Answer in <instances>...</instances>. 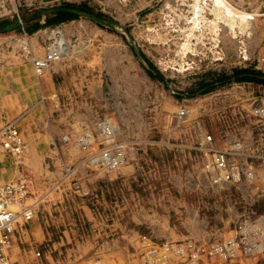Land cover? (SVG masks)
Wrapping results in <instances>:
<instances>
[{
    "label": "rangeland",
    "instance_id": "374dc122",
    "mask_svg": "<svg viewBox=\"0 0 264 264\" xmlns=\"http://www.w3.org/2000/svg\"><path fill=\"white\" fill-rule=\"evenodd\" d=\"M12 4L0 132L29 160L0 137V180L25 179L35 215L10 264H264V0ZM49 35L67 56L38 74ZM112 144L126 164L102 172L90 160ZM219 151L238 180L207 172Z\"/></svg>",
    "mask_w": 264,
    "mask_h": 264
},
{
    "label": "built area",
    "instance_id": "2783aa9c",
    "mask_svg": "<svg viewBox=\"0 0 264 264\" xmlns=\"http://www.w3.org/2000/svg\"><path fill=\"white\" fill-rule=\"evenodd\" d=\"M15 0H0V18L10 14V7ZM13 5V4H12ZM14 13L18 15L17 10ZM48 50L44 58L34 59V67L38 73L50 68L52 64L62 61V44H58L56 38H50ZM102 121L99 129L104 128ZM105 131V130H103ZM102 132V131H101ZM103 133V132H102ZM2 140V151L8 157H17L23 154L25 142L20 132L13 126H7L0 132ZM126 150L123 146L112 144V146L95 154L90 164L102 172L117 171L126 164ZM207 172H213V181L216 184H223L230 180H238L240 172L238 168L229 164L228 153L219 151L212 154L211 164ZM237 173L238 177L235 176ZM26 195V181L21 178L17 181L3 183L0 180V264H10L11 242L16 234L19 221L26 222L34 218V208L24 207L23 199Z\"/></svg>",
    "mask_w": 264,
    "mask_h": 264
},
{
    "label": "crops",
    "instance_id": "0c3cea01",
    "mask_svg": "<svg viewBox=\"0 0 264 264\" xmlns=\"http://www.w3.org/2000/svg\"><path fill=\"white\" fill-rule=\"evenodd\" d=\"M19 12V11H18ZM62 15V14H61ZM64 15V14H63ZM49 21H52V20H49ZM69 21V20H68ZM68 21H63V22H61V23H55V24H63V23H65V22H68ZM40 31H42V30H40V29H38V31L37 32H40ZM38 34V33H37ZM2 38V40L0 41V42H2V41H4V40H6L7 39V37L5 36V35H0V39ZM25 41L27 40V39H24ZM27 42V41H26ZM28 44H29V42H27ZM36 49H34L33 48V51H35L36 53H38L39 51L37 50V47H36V45L34 46ZM29 51H32L31 50V48L29 47ZM38 51V52H37ZM36 74V73H35ZM37 76V78L39 79V80H42V78H46V75H41V76H38V75H36ZM48 76V75H47ZM34 82H36V80L34 81ZM37 84V83H36ZM37 86V85H36ZM23 137V136H22ZM24 139V138H23ZM29 150H30V152L31 153H33V150H34V148H33V142L32 141H30V143H29ZM1 151H2V148H1ZM2 153H3V151H2ZM4 154V153H3ZM5 155V154H4ZM1 157L3 156V155H0ZM6 156V155H5ZM4 157V156H3ZM8 157V156H7ZM21 157H23V154L22 155H20V156H18V157H9V158H14L15 159V161H16V163L17 164H26L27 162H28V160H29V158L27 157L26 158V161H24V162H20L19 160L21 159ZM2 163V162H1ZM38 187H41L40 185H34L33 187H31V188H33V190H35V188H38ZM26 197V196H25ZM24 197V198H25ZM23 202H24V199H23ZM22 202V203H23ZM30 203V202H29ZM25 207V206H24ZM21 221V220H20ZM20 221H19V223H20ZM27 223V222H26ZM25 223H23V222H21V224H20V229H19V233L21 234V235H25V234H27V232H26V229H25ZM18 227H19V225H18Z\"/></svg>",
    "mask_w": 264,
    "mask_h": 264
},
{
    "label": "bare ground",
    "instance_id": "6f19581e",
    "mask_svg": "<svg viewBox=\"0 0 264 264\" xmlns=\"http://www.w3.org/2000/svg\"><path fill=\"white\" fill-rule=\"evenodd\" d=\"M52 34H55L54 31H52L51 35H52ZM51 35H49L47 38H48V39H50V38H54L53 36L51 37ZM1 40H2V38L0 39V41H1ZM57 43H58V42H57ZM58 44H59V43H58ZM60 44H62V43H60ZM62 47H63V48H62V49H63V50H62V54H63V58H62V60H64L65 57L67 56V47H66L65 45H63V44H62ZM47 50H48V46H47ZM34 59H35V58H34ZM34 59H33V60H34ZM36 59H37V58H36ZM33 60H32V62H33ZM60 62H61V61H60ZM57 63H59V62H57ZM57 63L52 64V66H50V68L46 69L45 71L50 70V69H51L54 65H56ZM33 66H34V63H33ZM34 68H35V67H34ZM45 71H43V72H45ZM36 72H37V71H36ZM43 72H42V73H43ZM37 73H38V72H37ZM38 74H39V73H38ZM93 149H94V148H93ZM232 167H235V165H233ZM235 176L238 177L237 173L235 174ZM167 254H168V253H167ZM169 261H170V260H169Z\"/></svg>",
    "mask_w": 264,
    "mask_h": 264
},
{
    "label": "trees",
    "instance_id": "16d2710c",
    "mask_svg": "<svg viewBox=\"0 0 264 264\" xmlns=\"http://www.w3.org/2000/svg\"><path fill=\"white\" fill-rule=\"evenodd\" d=\"M63 14H64V15H63ZM63 14H62V16H61L60 18L55 19L57 23H61V22H63V21H68V20H70V17L67 16L66 13H63ZM3 25H4V24H0V27L3 26ZM36 30H37V29H36Z\"/></svg>",
    "mask_w": 264,
    "mask_h": 264
}]
</instances>
